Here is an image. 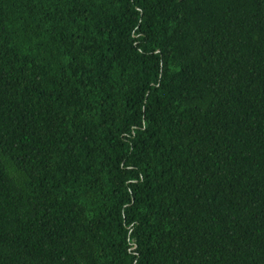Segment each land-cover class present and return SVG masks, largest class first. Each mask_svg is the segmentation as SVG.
Wrapping results in <instances>:
<instances>
[{
  "label": "trees",
  "instance_id": "trees-1",
  "mask_svg": "<svg viewBox=\"0 0 264 264\" xmlns=\"http://www.w3.org/2000/svg\"><path fill=\"white\" fill-rule=\"evenodd\" d=\"M0 264H264V0H0Z\"/></svg>",
  "mask_w": 264,
  "mask_h": 264
}]
</instances>
